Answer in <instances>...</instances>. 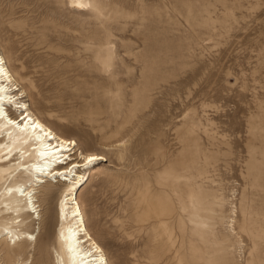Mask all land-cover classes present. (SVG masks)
<instances>
[{"label": "rangeland", "instance_id": "1", "mask_svg": "<svg viewBox=\"0 0 264 264\" xmlns=\"http://www.w3.org/2000/svg\"><path fill=\"white\" fill-rule=\"evenodd\" d=\"M0 53L73 160L107 158L79 203L109 264H264V0H0ZM8 185L0 264H60L61 195L39 230Z\"/></svg>", "mask_w": 264, "mask_h": 264}, {"label": "bare ground", "instance_id": "2", "mask_svg": "<svg viewBox=\"0 0 264 264\" xmlns=\"http://www.w3.org/2000/svg\"><path fill=\"white\" fill-rule=\"evenodd\" d=\"M73 4L83 6L79 1ZM18 87L7 61L0 53V176L6 174L9 182L2 203L21 211L22 214L17 217L21 219L20 223L32 218L31 223H37L40 230L44 221L34 200L38 199V193H43L47 202L55 193L60 194L59 207L48 208L46 214L51 216V226L59 223L61 229L55 234L50 228L44 237L49 247L50 240L58 243L60 264H109L104 251L87 229L79 203L80 190L88 183L100 162H106L107 158L96 153H81L80 162L73 160L78 143L34 114L23 101V91ZM12 107L19 114L18 117L7 115V109ZM47 181L55 182L56 186L48 183L42 185ZM11 239L15 240V244L33 242L36 245L39 234L36 230L25 231L13 235ZM5 244H8L7 240ZM7 250H10L11 256L18 246Z\"/></svg>", "mask_w": 264, "mask_h": 264}]
</instances>
